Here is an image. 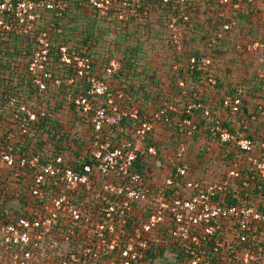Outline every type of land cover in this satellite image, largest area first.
Returning a JSON list of instances; mask_svg holds the SVG:
<instances>
[{
  "label": "built area",
  "instance_id": "1",
  "mask_svg": "<svg viewBox=\"0 0 264 264\" xmlns=\"http://www.w3.org/2000/svg\"><path fill=\"white\" fill-rule=\"evenodd\" d=\"M197 1L200 0H157L162 7L172 4L177 11L169 20V28L171 45L178 53L185 51L183 35L187 33L179 23L190 22L188 3ZM206 1L212 3L210 6L219 7L221 14L229 15V20L214 32L213 44L237 28L239 14H256L264 35V0ZM89 2L100 16L111 20L115 15L119 21L126 22L142 20L154 6L148 0ZM67 6L65 0H0V33L15 31L26 37L35 35L36 51L29 63V75L38 95L50 87H61L63 80L48 68L52 48L49 31L37 33V28L47 13L61 17ZM236 49L245 53L264 50V38L239 41ZM58 52L60 62L84 82L86 91L77 96L70 93L67 103L91 130L89 159L85 162V153L75 160L62 154H48V159L44 158V153L18 155L11 143L6 146L0 140V166L14 171L18 181L20 176L24 177L29 199H33L20 216L2 225L0 264H145L150 243L165 237V233L158 237V229L170 222L175 228L169 235L188 254L186 264H203L204 257L209 260L204 264H264L262 238L254 231L264 224V201L256 206H248L246 202L233 206L215 200L238 177L236 169L232 168L222 182L206 184L195 180L183 161L188 147L182 142L175 149L177 164L171 175L145 179L132 172L138 159V145L146 142L163 121L170 123L168 113L177 112V108L165 103L159 111L141 115L139 108L125 104L122 90L112 91L105 81L120 71L118 60H111L103 76H99L87 55L66 46L60 47ZM191 63L198 71H203L212 65L213 59L203 55L200 59L192 57ZM76 81L70 77L67 84L74 85ZM209 82L215 84L211 77ZM180 86L185 87L183 82ZM194 96L197 97V93ZM102 99L105 102L102 103ZM223 109L237 117L242 101L238 97H226ZM259 109L264 115V105ZM22 110L26 111V116L15 115L20 135L29 134L40 118L51 116L47 111L38 113L25 106ZM199 111H203L210 122L207 131L212 138L222 145L235 144L245 154H256L249 162L256 165L264 178V142L257 145L246 136L237 137L225 126L220 111L194 101L181 111L188 117L177 126L194 130V113ZM124 118L136 122L133 128L136 144L125 139L121 146H115L112 131ZM192 130L188 136L192 135ZM8 140L12 142L17 137L12 134ZM148 153L157 156V146H149ZM156 167L166 168L161 161H157ZM37 203V210L33 212L32 204ZM144 213H147L145 219L132 220L129 227L131 217Z\"/></svg>",
  "mask_w": 264,
  "mask_h": 264
},
{
  "label": "trees",
  "instance_id": "2",
  "mask_svg": "<svg viewBox=\"0 0 264 264\" xmlns=\"http://www.w3.org/2000/svg\"><path fill=\"white\" fill-rule=\"evenodd\" d=\"M65 1H67L68 6L61 17H57L54 13H47L44 16L43 23L37 28V33L41 30L49 31L52 48L48 68L56 77H60L63 80L62 88H58H61L62 90L66 87L72 91L64 92L62 90L65 96L63 97V100L58 103H48L46 108H43V105L41 104L43 102V95L46 92L52 93L51 89L54 88L50 87L45 93L38 95L37 90L33 85L32 78L29 75V63L36 51L35 35L31 36V40H28L26 36L19 35L15 31L10 34L0 33V140L3 141L6 146L11 143L15 153L18 155L26 154L31 156L44 153V158L48 159V154H51L50 156L62 154L75 160L84 152L85 162L88 161V143L79 142L77 137H71L66 134L61 128V122L58 120V114L61 112H64L67 116H69L68 113L70 112L77 113L74 107L67 103L68 95L72 93L74 96H77L81 94V92L86 91L83 86V80L77 78L71 68L64 66L60 62L59 48L66 46L71 50H75L78 53L90 57L93 61L95 71L99 76H103V70L111 60H118L121 63L120 71L116 76L106 79L105 81L109 84L112 91L118 89L122 90L125 95V104L131 106L134 105L139 108L141 115L159 111L165 103L177 108V112L168 113L170 123L163 121L159 125L163 126L167 132L173 133L175 139L170 144L169 142L156 140L154 134L148 137L146 142L138 145V159L133 166L132 172L141 174L145 179L157 178L150 173L149 169L157 168V161H161L165 166L168 165L170 171L167 175H171L172 172H174L173 170L177 161L175 160V155H173V158L165 156L163 153L164 150L174 148L175 154V149L180 143L184 142L188 147L189 141L192 140L197 142L199 137L207 136L209 139L216 142V149L212 153L216 155L225 166L224 172H221V170H216L214 172V177L220 176L217 181L222 182L232 168L239 172L238 177L228 186V190L219 193L215 200L233 206H241L244 202H246L248 206H256L259 205L260 202H263L264 178L260 176V172L256 165L249 162V158L256 154H245L239 150L235 144L222 145L219 141L212 138L207 131L210 122L204 117L203 111L194 113L195 118L193 121L196 125L194 130L188 126H184L183 128L177 126L183 122L184 118L188 117L181 113L184 107L197 101L202 103L205 108L220 111L223 120V114L231 116L232 119H237L238 121L235 123L236 125H239V128L237 129L234 128L230 122L228 123L224 120L225 126H227L237 137L246 136L256 144L264 142V122H262V120H264V115H262V111L259 109V107L264 104L257 105L254 113L247 117H243L242 109L237 117L233 116L230 110L223 109V102L226 97H231L232 99L238 97L242 101L243 107V98H249L247 91H250L251 89L259 90L257 86L260 83V76L255 74L250 79L244 78L241 82L234 83L231 81L233 79L231 71H229V74L226 76L222 74L220 75L218 69L215 68L216 65L214 61L211 66L205 68L203 71H198L196 66L194 67V64L191 63V58L197 57L200 59V57L205 54L198 51L190 52L187 50L178 53L171 45L173 50L172 57L175 61L168 66L169 73H172L170 75V82L168 81L169 87L164 88L159 80L154 82L155 86L150 89L146 83L142 84L140 82L141 84L136 85V83H139L135 79L137 76L134 79L133 77L137 74V68L139 67L138 60L139 55L141 54V47L136 46L131 50L125 49L122 57H119V59L108 56L101 58L100 53L95 46L99 36L96 34V31L100 32V30H102L101 26L104 24L107 26L105 30H102L104 31V34L117 31L121 32L125 26L143 25V23L150 18L151 14L158 10H162L166 13L163 21L170 23L169 20L177 13L173 8V5L169 4L167 7H162L157 0H148L150 3L154 4L149 11V15H142L143 17L140 21H134L131 19L129 22H126L119 21L115 15L111 16V20L100 16V14L90 5L89 0ZM194 3L195 2L192 4ZM208 3L210 5L211 2ZM192 4L188 3V7L190 8ZM189 8H187V10H189ZM216 8L220 9L217 6H210L209 9L215 10ZM81 18L88 21L87 25H82L83 28L81 27L79 20ZM237 19V29H239L241 33H246L253 28L254 24L252 21L257 20V15L251 13L245 15L239 14ZM228 20L229 19L226 17L224 18L223 15L220 23L227 22ZM181 24L182 22L180 21L179 25ZM216 26L217 25L214 26V31L217 30L219 25ZM168 28L169 27H166V29ZM185 35L186 34H184L183 37ZM133 36L134 34H129L128 36L125 35L123 39L124 41H129ZM257 39H259V35H251V41ZM119 40L120 39L113 41L114 44H116V47L121 46ZM169 42H171V38H169ZM221 42L223 41L220 40L215 42L216 44L214 46L212 44L211 48L215 47L218 49V52H222V47L218 45V43L221 44ZM70 77L76 78L77 81L74 85L67 84ZM210 77L215 80V84L209 82ZM225 77H228V81L226 82L228 83V86H225L223 80ZM181 82L184 83L185 87L180 86ZM201 89H205L206 93L201 94ZM195 93H197V97L194 96ZM36 95L37 99H35ZM103 102H105V100L102 99V103ZM120 104L121 103L119 102L118 105ZM36 105H39L38 108H35ZM23 106H25L27 110H34L38 113L46 109L51 116L40 118L29 134L20 135L19 121L15 118V115H18L19 117L26 116V111L22 110ZM6 118H9V120L11 119V121H7ZM76 119L80 122L82 117L81 119L76 117ZM242 120H244V123H242ZM248 120L259 121L261 128V130L259 129L260 135H257L258 132H251L247 127ZM5 122H7V125L3 124ZM232 123L234 124L233 120ZM135 124L136 122L132 119L124 118L120 125L115 127L112 131V144L115 146H121L122 140L124 141L126 139L135 145L136 141L133 139V128ZM83 126L87 125L83 124ZM191 130L192 135L188 136L187 133ZM12 134L17 136V140L10 142L8 137ZM152 144H155L158 149L157 156L155 157L150 156L148 153V148ZM76 146L79 147L80 151H76ZM259 148L260 147H258V149ZM259 151L261 150L259 149ZM206 154H208L206 150L200 151L199 153L193 151L191 157L187 156L185 153L183 161L189 166L191 172L196 169L198 170L197 166H201L203 172L200 176L202 177H195L194 174H192V176L195 180L207 184L210 183V181H208L209 178L205 176L208 171L206 168L208 164L205 162ZM4 171L5 176L0 175V179L8 180L9 185L4 189V196H6V199L0 198V201L4 203H0V229L2 225L8 224L11 220L20 216L21 212L24 211V207L33 201L32 198L29 199V192L24 177L20 176L18 181L14 177V171L8 169H4ZM38 204L39 203L32 204L34 209L33 212L37 210L36 205ZM146 217L147 213H144L142 216L136 215V217H131L129 227L131 226L132 220L141 222V220ZM174 228L175 226L172 222L160 226L157 231L158 237L161 236V233H165V237L161 239L156 238L150 243V247L145 253V264H157L164 259L170 260L169 264H186L188 254L183 252L180 245L169 235V232H172ZM254 231L262 238V245H264V224L257 226ZM208 256L209 255H207V257ZM208 261L209 260L204 257L203 264L205 262L208 263Z\"/></svg>",
  "mask_w": 264,
  "mask_h": 264
},
{
  "label": "rangeland",
  "instance_id": "3",
  "mask_svg": "<svg viewBox=\"0 0 264 264\" xmlns=\"http://www.w3.org/2000/svg\"><path fill=\"white\" fill-rule=\"evenodd\" d=\"M209 8L210 5L208 1L200 0L195 2L189 8L190 22L187 25H179L181 28L187 29V33L183 37L185 51H198L205 55H209L210 57H212L216 65L215 68L218 69L220 75L222 74L226 76L227 74H229V71H231L233 76V79L231 81L234 83L241 82L244 78L250 79L255 74L259 76L263 75L260 76V83L257 86L259 90L251 89L250 91H247L249 98H243L244 104L242 107V114L243 117H247L254 113L257 105L264 104V50L246 54L239 52L236 49V45L239 41H251L252 34H261L259 21H257L258 19L253 21L251 20L254 26L246 33H241L239 29H236L233 33L225 35L222 40L223 42H221V44L218 43V45L222 47V52H218V49L215 47L211 48L210 44H213L212 41L214 40V26H220L222 24L220 23V20H222V16L224 14H221L222 12L218 8H216L215 10ZM165 15L166 13L164 11L158 10L155 13H152L150 18L145 21L143 25H131L128 27L125 26L121 32L117 31L104 34V31L102 30H105L107 26H105L106 24L102 25V30H100V32L96 31V34H98L99 36L95 45L98 52L100 53V57L105 58L106 56H108L119 59V57H122L125 49L131 50L136 46H140L141 54L139 55L138 60L139 67L137 68V74L133 77L134 79L137 76L135 79L139 83H136V85L146 83L148 88L150 89L155 86L154 82L159 80L164 88L169 87L170 75L172 73H169L168 66L175 60H173V50L171 48V42H169V38H171V30L169 28L166 29V27H169V22L167 23L163 21L165 19ZM227 16L229 15L225 14L224 18H228ZM79 20L81 23V27L82 25L85 26L88 24V21L84 18H81ZM129 34H134L133 38L129 41H124L123 37L125 35L128 36ZM27 38L28 40L32 39L31 37ZM118 39H120L119 42L121 43V46L116 47V44H114L113 41ZM215 44L216 43H214L213 46ZM223 80L225 86H228V83H226L228 81V77L223 78ZM61 88L51 89L52 93L46 92L43 95V102L41 103L43 105V108H46V105L48 103L55 104L62 101L63 97L65 96L62 90L64 92H72L71 90H69V88L65 87L62 90ZM200 93L204 94L206 93V90L201 89ZM38 106L39 105H36L35 108H38ZM43 111L47 110L44 109ZM68 115L69 116H67L64 112L58 114V120L62 124L61 128L63 129V131L71 137H77L79 139V142L88 143L92 135L90 128L87 126H83V124H86L83 123L82 120L79 122L76 119V117H79L81 119V117L77 113L70 112L68 113ZM223 118L225 122H230L234 128H239V125L235 124L238 121L237 119H232V117L228 116L227 114H223ZM6 120L11 121V119L9 120V118H6ZM232 120L234 124L232 123ZM262 122H264V120H262ZM3 124L7 125V122ZM247 127L251 130V132L254 133H257L261 130L260 123L256 120H248ZM154 136L156 140L169 142L170 144L175 139L174 134L167 132L163 128V126L156 127ZM215 149L216 142L212 141L207 136H202L198 138L197 142L192 140L189 141L188 150L186 152V155L189 157L192 156L193 151L199 153L200 151L206 150L208 152V154H206L205 156V162L208 164L206 166L208 171L205 176L209 178L208 181L210 182L217 181L220 178V176H213L216 170H221V172L225 171L223 162L220 161V159L212 153ZM76 151H80L78 146H76ZM163 153L168 158H173L174 148H170L167 150L165 149ZM197 167L198 170L196 169L192 172V174H194L195 177L201 178L202 176L200 175H202L203 169L201 168V166ZM149 171L154 177H157V179L163 178L167 175L168 165L166 166V168L164 167V170H160L158 168H150ZM0 175L5 176L4 168L1 166ZM8 185V180L0 179L1 199H6V196H4V189H6ZM0 203L4 204L1 201ZM169 263L170 260L164 259L157 264Z\"/></svg>",
  "mask_w": 264,
  "mask_h": 264
},
{
  "label": "crops",
  "instance_id": "4",
  "mask_svg": "<svg viewBox=\"0 0 264 264\" xmlns=\"http://www.w3.org/2000/svg\"><path fill=\"white\" fill-rule=\"evenodd\" d=\"M151 10V9H150ZM136 21H138V20H136ZM263 34V32L259 35V39H263L264 38V35H262ZM258 40V39H257ZM254 53V52H253ZM249 54H251V53H249ZM260 76H263V75H260ZM252 133H254V132H252ZM257 135H260V132H258V134Z\"/></svg>",
  "mask_w": 264,
  "mask_h": 264
},
{
  "label": "flooded vegetation",
  "instance_id": "5",
  "mask_svg": "<svg viewBox=\"0 0 264 264\" xmlns=\"http://www.w3.org/2000/svg\"><path fill=\"white\" fill-rule=\"evenodd\" d=\"M236 29H237V28H236ZM236 29H235V30H236ZM235 30H234V31H235Z\"/></svg>",
  "mask_w": 264,
  "mask_h": 264
}]
</instances>
